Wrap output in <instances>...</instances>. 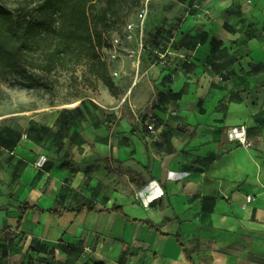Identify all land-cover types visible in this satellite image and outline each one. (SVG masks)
I'll return each instance as SVG.
<instances>
[{
  "label": "crops",
  "instance_id": "0c3cea01",
  "mask_svg": "<svg viewBox=\"0 0 264 264\" xmlns=\"http://www.w3.org/2000/svg\"><path fill=\"white\" fill-rule=\"evenodd\" d=\"M178 4L189 10L172 40L177 48L163 54L172 56L171 67H164L163 75L160 67L141 70L143 84H152L154 69L160 76L153 81L162 93L153 111L160 123L156 133L141 126L133 134L129 126L126 137L137 136L141 143L106 146L99 161L69 162L72 170L51 160L39 184L32 165L16 189L11 179L2 181L0 229L16 228L17 221H5L18 220L21 203L43 210L131 206L160 233L126 224L119 214L88 212L61 219L29 212L21 230L39 248L56 247L57 264H68L67 246L84 249L78 264H121L125 251V264H191L175 238L179 232L184 246L196 249L194 264H264V15L252 0ZM239 125L248 127L250 148L226 138L228 129ZM121 166L126 172L119 189ZM130 172L138 179H130ZM69 179L72 191L63 188L62 180ZM24 191L26 201L19 199ZM96 235L102 238L93 251ZM36 250L30 255L46 257Z\"/></svg>",
  "mask_w": 264,
  "mask_h": 264
},
{
  "label": "rangeland",
  "instance_id": "374dc122",
  "mask_svg": "<svg viewBox=\"0 0 264 264\" xmlns=\"http://www.w3.org/2000/svg\"><path fill=\"white\" fill-rule=\"evenodd\" d=\"M184 1L152 0L145 25V42L155 47V51L140 52L137 42L126 39L127 24L137 22L138 7L133 0H97L98 5L108 12L110 28L99 32L103 43L100 56L110 67V78L116 84L117 98L112 97L102 82L90 75L86 62L73 70H59L48 76L36 73L53 84L51 93L42 89H25L13 85L11 80H0V183L11 179V185L16 189L27 166L32 165L35 180L39 184L47 166L37 168V162L42 156L47 157L48 163L51 160L59 163H89L99 161L98 153L103 155L106 146L122 145L125 140L133 141L132 145L141 143L137 136L135 140L126 137L127 128L130 126L132 133L136 134L141 126L147 128L154 123L153 111L157 107L156 101L162 95L160 84H153V81L157 82L160 78L158 72L154 69V73L150 75L152 84H143L140 82L141 70L160 67L159 73L163 75L166 71L164 67H171L169 58L172 56L162 55L178 46L172 40L176 38V30L189 10H184L178 4L181 2L183 5ZM252 1L256 3V8L258 6L257 11L264 15V0L262 3ZM39 2L40 0H0V3L12 10L21 6L33 8ZM117 38L121 39L119 45L114 42ZM113 55H118V59H112ZM115 72L119 77L114 76ZM155 133L156 131L152 135ZM16 168L19 173L13 179ZM118 169L120 189L125 182L123 178L126 169L122 166ZM129 177L138 179V175L133 172L129 173ZM62 181L63 188H74L72 179ZM49 185L47 180L46 186ZM28 197V193L24 191L19 199L26 201ZM67 198L72 200L73 194H67ZM71 200H67V203L73 205L74 201ZM4 204L5 201L0 199V206ZM32 215L43 217V214L35 212ZM119 216L126 224L143 226V222L149 221L158 227L144 212H138L131 206L126 211L123 209V214ZM32 219L31 217L30 222ZM16 221L9 217L5 222L16 224ZM29 236L22 230L16 231V228L7 234H0V264H28L30 258L37 261V255L31 256L29 252L39 249V244L36 240H30ZM97 237H100V243L102 236L96 235L95 241Z\"/></svg>",
  "mask_w": 264,
  "mask_h": 264
},
{
  "label": "trees",
  "instance_id": "16d2710c",
  "mask_svg": "<svg viewBox=\"0 0 264 264\" xmlns=\"http://www.w3.org/2000/svg\"><path fill=\"white\" fill-rule=\"evenodd\" d=\"M133 2L138 7L139 0ZM108 22V12L98 5L97 0H40L33 8L21 6L16 10L0 3V80H11L13 85L25 89H42L51 93L53 84L36 73L48 76L59 70H73L86 62L90 75L102 82L112 97L117 98V87L110 78V67L100 56L103 43L99 32L110 28ZM188 38L189 35L185 36L182 42ZM151 49L150 51H155V47L152 46ZM159 126V121L155 120V131ZM146 132L151 133L148 127ZM62 169L72 170L74 165L64 162ZM18 173L16 168L13 179ZM13 198L12 196L11 199ZM17 212L20 216L16 231H20L29 212L49 214L61 219L67 214L84 212L123 214V209L117 206L99 209L94 205H81L76 209L58 206L43 210L29 203H21ZM143 223L150 230L160 233L152 222ZM9 232V229H0V234ZM176 238L188 261L194 264L191 255L196 249L188 250L184 246L180 232ZM99 239L97 237L93 251L96 250ZM63 249L69 257L68 264H78L84 255V249L79 246H67ZM36 251L46 257L37 261L31 258L28 264H57L56 247L43 246ZM126 256L125 251L120 259L121 264H125Z\"/></svg>",
  "mask_w": 264,
  "mask_h": 264
},
{
  "label": "built area",
  "instance_id": "2783aa9c",
  "mask_svg": "<svg viewBox=\"0 0 264 264\" xmlns=\"http://www.w3.org/2000/svg\"><path fill=\"white\" fill-rule=\"evenodd\" d=\"M151 5L152 0H139L138 13L136 17L137 22H130L126 26V39L130 42H137L140 46V52H143L144 50H152L151 47L145 42V25L151 11ZM114 42L116 45H119L121 39L117 38ZM165 56L166 55H162V57ZM112 59H118V55H113ZM114 76L119 77V74L115 72ZM148 128L151 133L155 132L154 123L149 124ZM226 138L229 143L238 144L246 148L251 147V144L248 140V127L246 125L230 127L226 132ZM47 163V157L42 156L37 162V168L43 169ZM247 201L251 202L252 198L248 197Z\"/></svg>",
  "mask_w": 264,
  "mask_h": 264
}]
</instances>
